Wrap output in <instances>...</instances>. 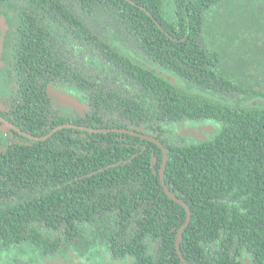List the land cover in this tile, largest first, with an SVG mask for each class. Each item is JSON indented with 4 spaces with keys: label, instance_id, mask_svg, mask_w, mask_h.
I'll return each mask as SVG.
<instances>
[{
    "label": "trees",
    "instance_id": "16d2710c",
    "mask_svg": "<svg viewBox=\"0 0 264 264\" xmlns=\"http://www.w3.org/2000/svg\"><path fill=\"white\" fill-rule=\"evenodd\" d=\"M25 6L43 26L22 31L27 57L87 113L0 155V264H264V0L12 3ZM191 121L216 133L192 142ZM163 148L165 184L191 212L182 258L187 211L162 185Z\"/></svg>",
    "mask_w": 264,
    "mask_h": 264
},
{
    "label": "flooded vegetation",
    "instance_id": "af4514ba",
    "mask_svg": "<svg viewBox=\"0 0 264 264\" xmlns=\"http://www.w3.org/2000/svg\"><path fill=\"white\" fill-rule=\"evenodd\" d=\"M14 1L0 0V155L14 150L15 158H19L21 150L34 148L37 143L53 139L58 132L57 129L74 127V125H64L54 128L57 115L65 120L74 121L76 118H84L87 108L72 89L73 87L66 89L60 80L52 79L45 70L35 67L34 63L37 62L35 58L27 57L28 41L21 46L19 40L23 39L22 31L28 33L30 29L43 28L40 25L41 13L38 9L29 6L13 9ZM29 35L26 40L31 41ZM20 49H24L23 55L19 53ZM57 93L77 99L85 107L84 112L81 114L63 107ZM40 109H45L47 112ZM206 124L209 126L211 123L191 121L188 125H194L195 128L181 130V135L189 137L192 142L205 140L206 137H211L209 135L216 133L214 128L213 133L208 129L202 130ZM109 132L111 131L106 133ZM148 133L134 132L133 135L152 138ZM79 261L82 264H135L134 261L127 263L120 260L112 261L104 252L100 256L93 255L85 259L70 254L68 257L57 258L46 264L50 262L79 264ZM239 262V264H255V258L242 257Z\"/></svg>",
    "mask_w": 264,
    "mask_h": 264
},
{
    "label": "water",
    "instance_id": "95a60500",
    "mask_svg": "<svg viewBox=\"0 0 264 264\" xmlns=\"http://www.w3.org/2000/svg\"><path fill=\"white\" fill-rule=\"evenodd\" d=\"M57 97L59 99V101L61 102V105L63 107H66V108H69V109H72L78 113H83L84 112V109L85 107L82 106L80 104V102L71 97V96H68V95H65V94H61V93H57ZM70 128H72L71 126H68ZM60 129H57V131H59ZM92 132H98V131H92ZM99 132H102V131H99ZM105 133L108 132V131H104ZM133 134V133H131ZM143 138L147 139V140H151L153 142H155L156 144L162 146V144L159 142V141H156V140H153L152 138H149V137H145V136H142ZM164 149V162H163V166H162V169H161V181H162V185L166 191V193L168 194V196L170 197L171 200H174L175 202H177L179 205H181L186 211H187V221L185 223V225L182 227V229L180 230L179 234H178V237H177V250H178V254L179 256L182 258V254H181V247H180V244H181V239H182V234L183 232L189 227L190 223H191V212L190 210L188 209L187 205L182 202L181 200L177 199L175 196H173L171 194V192L168 190L166 184H165V176H164V172L166 170V167H167V163H168V155H167V149L163 148Z\"/></svg>",
    "mask_w": 264,
    "mask_h": 264
},
{
    "label": "rangeland",
    "instance_id": "374dc122",
    "mask_svg": "<svg viewBox=\"0 0 264 264\" xmlns=\"http://www.w3.org/2000/svg\"><path fill=\"white\" fill-rule=\"evenodd\" d=\"M262 53V51H259V52H252V58H254L255 56H260V54ZM241 57L242 56H240V57H236V59H241ZM208 123V122H207ZM195 128L194 127V125H190V127L189 128ZM213 128H214V126L212 125V124H210L209 126L206 124V125H204L203 127H202V130H204L205 131V129L207 130H209L210 132H214V131H216V128H214L215 130L213 131ZM185 128H183V130H184ZM188 129V128H187ZM50 264H57V262H55V263H51L50 262ZM79 264H82V262H80L79 261Z\"/></svg>",
    "mask_w": 264,
    "mask_h": 264
}]
</instances>
